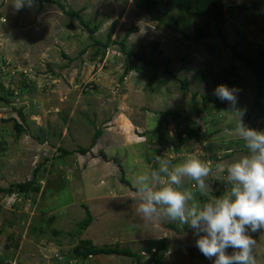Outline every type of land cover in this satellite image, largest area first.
<instances>
[{
    "label": "rangeland",
    "instance_id": "1",
    "mask_svg": "<svg viewBox=\"0 0 264 264\" xmlns=\"http://www.w3.org/2000/svg\"><path fill=\"white\" fill-rule=\"evenodd\" d=\"M62 1L80 10L91 25L102 23L94 37L105 40L113 22V39L117 40L137 26L138 31L127 40L129 48L155 59L168 56L175 71L184 62L187 65L172 77L163 73V66L155 68L126 57L118 44L112 45L105 55H96L93 39L79 20L70 18L57 4L34 3L17 12L12 0H0V81L4 85L0 97L10 100L0 98V186L32 178L40 163V175L44 176L41 191L27 197L14 198L0 192V257H6L0 264H70L63 257V250L83 238L99 245L119 242L136 250L148 239L162 237H167L170 244L164 264H213L195 246L192 228L139 217L133 208L136 191L122 178L133 184L135 175L154 168L155 155L179 163L194 153L208 163L213 174L207 178L206 193L193 188L194 182L185 181L186 187L195 193L198 202L223 195L227 185L215 174V165L230 163L246 154L247 149L235 134L237 118L228 111L229 104L219 110L213 99L204 111L199 98L192 109V92L206 96L213 93V76L236 64L241 75L237 101L249 113L243 115V121L264 131V94L259 109L254 101L255 77L232 58L231 49L223 45L220 37L206 39L217 46L210 53L203 44L172 29L164 21L172 23L170 15L177 17L188 31L205 19L167 8L164 0H159V4L166 15L156 16L140 10L133 0ZM222 1L229 43L251 54L264 48V7L260 6H264V0ZM246 3L255 8L243 7ZM69 22L76 24L77 29L68 28ZM136 64H141L142 70L131 69L122 78L125 67ZM198 68L206 73L203 80L194 77ZM154 74L157 78L149 85ZM185 77L190 81L188 91L181 87ZM160 78L167 83L158 85ZM199 108L201 116L196 113ZM18 109L23 110L29 125V131L20 137L14 120L8 119H19ZM186 111L202 125L201 138L190 140L177 151L172 145L177 147ZM178 112L180 117L176 116ZM97 130L102 133L90 151L78 152L79 146L91 145ZM160 138L163 144H159ZM59 146L74 152L62 157ZM159 147L161 152H157ZM149 157L153 161L149 162ZM115 158L120 159L124 172ZM103 164L110 168L111 175L103 172ZM82 203L89 205L94 220L78 235L77 222L86 215ZM250 235L257 242V264H264V230ZM227 251L231 254L233 250ZM144 254L140 264H148V255ZM84 264H133V259L101 254L91 256Z\"/></svg>",
    "mask_w": 264,
    "mask_h": 264
},
{
    "label": "clouds",
    "instance_id": "2",
    "mask_svg": "<svg viewBox=\"0 0 264 264\" xmlns=\"http://www.w3.org/2000/svg\"><path fill=\"white\" fill-rule=\"evenodd\" d=\"M34 0H12L15 11L32 7ZM235 88L218 85L214 95L228 102L236 115L235 134L244 141L247 153L230 163H217L215 174L227 185L220 197L198 202L185 181L206 193L213 169L196 154L172 163L154 156V167L133 177L136 190L134 212L145 221L166 220L194 230L195 246L213 264H257V242L250 233L264 230V131L247 126L243 111L236 107ZM233 251L228 253V249Z\"/></svg>",
    "mask_w": 264,
    "mask_h": 264
},
{
    "label": "trees",
    "instance_id": "3",
    "mask_svg": "<svg viewBox=\"0 0 264 264\" xmlns=\"http://www.w3.org/2000/svg\"><path fill=\"white\" fill-rule=\"evenodd\" d=\"M134 4L142 11L146 12L151 16L156 15H166L163 13L164 11L160 7L159 0H133ZM34 3H38L42 6L45 3H55L57 4L60 9L68 15L70 18H77L79 23L85 28L88 32V35L91 39H93V45L96 46L95 54L105 55L106 51L114 44L119 45V50L126 55V57H134L135 59L142 62L144 65H152L155 68H160L163 66V73L165 75H170L172 77H176L177 73L182 71L184 67L187 65L184 62L177 71L171 67V58L168 56H161L159 59H155L152 56H148L144 53H138L134 48H129L127 44V40L133 32L138 31L137 26H132L129 30H127L124 36L120 39H113V34L116 29V22H113L107 31L106 39H98L94 37L95 33H97L102 23H96L91 25L87 22L84 16L81 14L80 10L74 9L73 7H68L62 0H34ZM164 4L167 8H175L179 10L181 13H188L192 15L195 19L196 18H204L205 21L202 24H196L190 31L181 27L179 20L175 16L169 17L172 23H169L167 20H164L165 23L170 24L171 28L177 30L179 33L183 34L186 38L193 40L196 43L203 44L208 51L211 53L216 50L217 46L214 43L207 41V38L213 37H220L222 43L225 47L230 48L232 53L231 56L234 59L239 60L247 70L255 77L256 79V95L254 101L259 109L262 108L261 100L264 94V48H259L255 53L251 54L249 52L241 51L238 49L236 44H231L227 40V35L225 33V25L227 23V15L225 12V5L222 0H164ZM264 5V4H263ZM261 7H264L260 5ZM27 6L21 9L24 10ZM245 8H255L252 3H246L243 5ZM67 27L71 30H76L77 25L73 22L67 23ZM159 53H161V49L158 45L155 46ZM87 49H83L81 53H84ZM143 66L141 64H136L133 66H126L124 70V75L122 78L129 73L131 69H135L137 71H141ZM237 65L232 64L230 67H226L223 70V73H217L214 78L215 88L220 84L219 82L222 81L221 84H226L229 88H235L236 90L240 89L239 80L241 75L237 72ZM194 77L203 80L206 77V73L198 68ZM157 78L156 74L153 75V78L150 79L149 85L153 84V80ZM167 80L164 78H160L158 80V85L166 84ZM190 81L187 77L181 80V87L182 90L188 91L189 90ZM0 88L4 90V85L0 81ZM159 88V87H158ZM214 88V89H215ZM8 92L10 89H7ZM12 93L13 91L10 90ZM214 93V92H213ZM213 93L209 95H202L199 91L192 92L191 98V108L194 109L196 105L199 103V98L202 101V108L204 111L208 108V103L211 102L213 99L217 101V107L220 110L224 108L228 104L226 101L219 100ZM1 99L9 102V98L6 96H1ZM237 108L243 111V115H249V113L244 109L243 105L240 102H237ZM19 114V119L16 117H10L9 120H14V127L17 131V136L20 137L23 133L29 131V125L26 122V116L22 109L17 110ZM185 113V112H184ZM198 116H201L202 110L201 108L197 109L196 111ZM180 112L176 113V116H181ZM8 119H4L8 121ZM184 124L181 126L182 128L178 132V139L179 142L176 144L177 147L174 145L173 148H179L185 144H187L190 140H200L201 138V130L202 125L197 121L193 115L186 111L184 116ZM94 123V121H93ZM102 131L97 130L93 136L92 143L89 147L79 146L78 152L81 154H87L90 149L96 144L98 138L101 136ZM161 134V133H160ZM39 138V137H38ZM153 139L154 136H151ZM154 140V139H153ZM159 144H163L162 138L159 139ZM170 142V141H169ZM59 150L62 151V157H65L74 151L68 150L63 146H59ZM162 149L159 147L157 152H161ZM104 156H106L104 154ZM118 162L120 168L124 172L123 165L119 158H115ZM46 160H48L46 158ZM149 162L153 161L152 157H149ZM43 163H40L34 170L33 176L30 179L25 181L11 183L8 187L0 186V192H3L6 195L13 196L14 198H18L20 196L27 197L35 192L41 191V182L44 179L43 175H40V170ZM153 167H157L155 163ZM122 180L129 185L134 191L135 187L133 184L130 183L125 177ZM202 199L205 200L206 198L202 196ZM85 209V217L77 222V234L81 235L83 231H85L93 222L94 215L89 207L88 204L82 203ZM170 227L175 228L177 227L175 224H171ZM187 228V227H186ZM42 230V228H41ZM181 231V230H180ZM57 234L61 231H56ZM170 244L167 237L162 238H150L146 241L145 245L141 248L133 250L128 246H121L120 243L115 244H104L99 245L94 243L89 238H83L79 240L76 244L70 247L67 251L63 250V257L66 261L71 263L82 264L85 263L86 259L90 258L91 256L95 255H120V256H128L132 257L133 264H140L144 258V253L148 255V264H164V260L166 258V252H169ZM6 257H0V262H4Z\"/></svg>",
    "mask_w": 264,
    "mask_h": 264
},
{
    "label": "crops",
    "instance_id": "4",
    "mask_svg": "<svg viewBox=\"0 0 264 264\" xmlns=\"http://www.w3.org/2000/svg\"><path fill=\"white\" fill-rule=\"evenodd\" d=\"M93 164H94V163H93ZM104 164H105V163H104ZM104 164L102 165L103 172H104L106 175H111V173L109 172V169H110V168L107 169L106 165H104ZM92 166H93V165H92ZM100 181H101L102 183L105 182L104 178H102ZM110 190H111V189H109V191H110Z\"/></svg>",
    "mask_w": 264,
    "mask_h": 264
}]
</instances>
